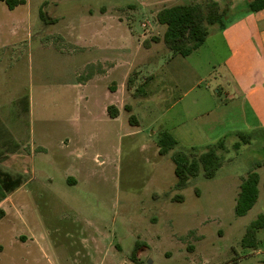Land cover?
<instances>
[{"label":"rangeland","instance_id":"obj_1","mask_svg":"<svg viewBox=\"0 0 264 264\" xmlns=\"http://www.w3.org/2000/svg\"><path fill=\"white\" fill-rule=\"evenodd\" d=\"M210 1L226 23L248 3L27 0L9 10L0 2V150L9 149L0 171L14 181L0 205V264H264V228L258 249L241 246L264 216V130L230 109L234 83L219 25L208 26L205 44L181 65L185 84L164 62L172 53L158 13ZM102 54L118 61L117 72L84 87L85 63ZM108 85L118 90L110 98ZM107 100L122 105L114 124L101 121ZM161 132L176 140L167 155L157 146ZM239 134L252 140L234 150ZM221 141L214 178L202 171L179 188L172 155H201ZM250 172L260 176L259 198L239 217Z\"/></svg>","mask_w":264,"mask_h":264},{"label":"trees","instance_id":"obj_2","mask_svg":"<svg viewBox=\"0 0 264 264\" xmlns=\"http://www.w3.org/2000/svg\"><path fill=\"white\" fill-rule=\"evenodd\" d=\"M0 2L4 3L9 10H14L25 5L27 0H0ZM247 7L251 12H260L264 10V0H248ZM226 13L218 1H210L205 5L199 3L179 4L162 9L157 15V21L166 27L163 37L166 48L173 55L188 57L206 42L209 35L208 26L219 25L222 29L225 28ZM42 17H44L43 14ZM155 42H159L158 39H155ZM108 112L111 118L119 116V110L116 107H109ZM129 121L132 125L136 123L134 115L130 117ZM238 137L241 141L234 144V150H239L242 145H247L252 140L250 135L239 134ZM158 140L161 155H167L176 146V140L168 132H161ZM221 150H226L223 141L216 146H210L201 155L174 153L171 158L175 164L178 187H186L189 180L198 176L202 171L207 179L214 178L217 170L222 166V161L217 155V152ZM257 166L264 167V162ZM13 182L8 174L4 173L0 176V203L5 200L6 194L12 189ZM259 183L260 176L257 172H250L248 177L243 180L235 209L237 216L247 215L256 205L259 198ZM4 214L5 211L0 208V220ZM263 228L264 216H260L247 228L241 246L245 249H258L257 233ZM140 247L141 243L137 242L131 256L133 262L137 261V252Z\"/></svg>","mask_w":264,"mask_h":264},{"label":"crops","instance_id":"obj_3","mask_svg":"<svg viewBox=\"0 0 264 264\" xmlns=\"http://www.w3.org/2000/svg\"><path fill=\"white\" fill-rule=\"evenodd\" d=\"M219 29L226 50L228 51L224 66L232 83H234L231 87V91L227 90L226 93L227 99L231 100V105L234 106L230 109H235L237 111L235 112L236 117H253L255 120V126L264 130V10L260 12H251L247 7L243 14L226 23L225 28L222 29L219 27ZM191 55L188 57H182L171 54L170 56H167V60L164 61L166 62L165 65L169 68L170 75H172L173 79H176L179 84H185L187 82V76H185V71L181 65L187 64V59L190 58ZM180 57L184 58V61H181V59H179ZM85 66L91 68V75L88 76L86 81H84V87H89L97 81L98 78L114 75L118 70V61L102 54L96 59H89L85 63ZM130 66H132V64L128 65V70L126 71L123 80L126 79ZM152 72L153 74L150 75L149 79H152L153 76L155 77L154 74L157 72V69H153ZM192 89L193 88H191L190 91ZM108 90L110 91L107 92L108 98L113 97L118 93V90H116L114 86L108 85ZM150 94L151 91H148L146 95L149 97ZM85 99L89 102L88 97ZM112 106L119 110L120 116L122 105L120 106L118 104L117 106L116 103L107 100L100 106V109L102 110L101 121L106 124H114L118 118L110 117L108 109ZM89 131L91 132V129H89ZM243 131L251 133L252 129L250 122H248V124L246 123V128H244ZM99 132L102 136L114 133V131L111 132L110 129H99ZM7 141L8 140H5L4 143ZM68 143L70 142L66 141V148L69 147V145H67ZM250 143L247 145H250ZM4 146L6 150L4 147L0 150V167H3V161L8 158L5 153L8 152L9 149L6 144ZM2 175L3 172L0 171V176ZM18 181L19 179L17 178V183ZM76 183L77 181L71 182V184ZM7 198L8 196L6 194L5 200Z\"/></svg>","mask_w":264,"mask_h":264}]
</instances>
